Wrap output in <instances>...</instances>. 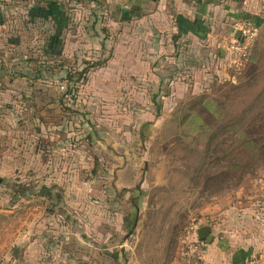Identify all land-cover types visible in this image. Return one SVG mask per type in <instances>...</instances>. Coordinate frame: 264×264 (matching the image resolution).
<instances>
[{
    "label": "rangeland",
    "instance_id": "obj_1",
    "mask_svg": "<svg viewBox=\"0 0 264 264\" xmlns=\"http://www.w3.org/2000/svg\"><path fill=\"white\" fill-rule=\"evenodd\" d=\"M47 3L0 0V263L186 264L194 221L209 264H264V0L213 3L257 26L241 63Z\"/></svg>",
    "mask_w": 264,
    "mask_h": 264
},
{
    "label": "crops",
    "instance_id": "obj_2",
    "mask_svg": "<svg viewBox=\"0 0 264 264\" xmlns=\"http://www.w3.org/2000/svg\"><path fill=\"white\" fill-rule=\"evenodd\" d=\"M63 0H47L48 3L56 2L57 6L62 3ZM107 4L111 6L113 12H115L120 17L119 22H122L123 19L130 16H135V22H144L145 24L150 21L152 27L155 28L159 33L163 31L162 35H158L159 40H165L164 33L166 30L172 32V44L177 46H190L192 54L200 56L203 58V55L209 58L211 55H214L216 50L219 52L220 57L226 56L225 48L220 47L222 40L229 39L233 36L232 21H223L226 24L227 31L223 29L225 26L221 24L220 16H217L215 10L219 12L220 5L215 8L216 4L210 3L205 5V0H105ZM242 1V0H241ZM240 3V1H237ZM245 1L244 3H246ZM47 3V4H48ZM219 3V2H218ZM221 3V2H220ZM236 2H233L234 4ZM205 9V10H204ZM200 18L206 26L205 36L203 37V31L200 33V36L194 34L189 30V22L192 23L195 18ZM178 18L185 19L189 22L178 20ZM232 20V18L230 19ZM220 26L222 29L220 30ZM179 32V33H178ZM221 39V41H220ZM170 40V39H169ZM220 41V42H218ZM224 42L222 46L226 45L227 42ZM170 43L167 45V48L160 49L162 51L167 50L171 51L174 45ZM203 44L205 45L203 48ZM219 45V47H218ZM188 49V48H187ZM184 48L181 49L182 52H186ZM190 54V52H189ZM191 54V55H192ZM210 247V246H209ZM207 256L213 254L212 249H207ZM206 256V257H207ZM207 262V260H206ZM211 262V260L209 261ZM212 263V262H211ZM210 263V264H211ZM207 264H209L207 262ZM238 264H247V263H238Z\"/></svg>",
    "mask_w": 264,
    "mask_h": 264
},
{
    "label": "built area",
    "instance_id": "obj_3",
    "mask_svg": "<svg viewBox=\"0 0 264 264\" xmlns=\"http://www.w3.org/2000/svg\"><path fill=\"white\" fill-rule=\"evenodd\" d=\"M232 29L234 34L225 45L226 55L228 59L241 63L249 57L257 35V26L249 21L236 22ZM201 227V223L193 221L185 230L181 257L186 264H207L205 243L198 236V230Z\"/></svg>",
    "mask_w": 264,
    "mask_h": 264
},
{
    "label": "trees",
    "instance_id": "obj_4",
    "mask_svg": "<svg viewBox=\"0 0 264 264\" xmlns=\"http://www.w3.org/2000/svg\"><path fill=\"white\" fill-rule=\"evenodd\" d=\"M215 0H205V5L206 4H210V3H214ZM50 5L49 6H57V3L56 2H52V3H49ZM178 20H182V21H185V22H189L185 19H182V18H178ZM249 21V20H248ZM189 30H191L194 34H196L197 36H200V33L203 31V37L205 36V32H206V27L204 26L202 20L200 18H195V20L190 23L189 22Z\"/></svg>",
    "mask_w": 264,
    "mask_h": 264
},
{
    "label": "water",
    "instance_id": "obj_5",
    "mask_svg": "<svg viewBox=\"0 0 264 264\" xmlns=\"http://www.w3.org/2000/svg\"><path fill=\"white\" fill-rule=\"evenodd\" d=\"M211 229L210 227H201L198 230V236L201 241L209 243L212 239L210 235Z\"/></svg>",
    "mask_w": 264,
    "mask_h": 264
}]
</instances>
